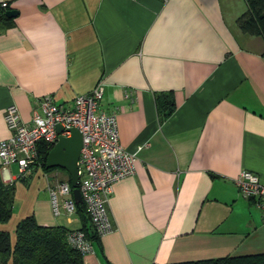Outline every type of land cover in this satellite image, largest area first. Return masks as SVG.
I'll use <instances>...</instances> for the list:
<instances>
[{
	"label": "crops",
	"instance_id": "obj_1",
	"mask_svg": "<svg viewBox=\"0 0 264 264\" xmlns=\"http://www.w3.org/2000/svg\"><path fill=\"white\" fill-rule=\"evenodd\" d=\"M1 2L17 13L0 26V140L9 135L7 105L28 122L37 98L70 107L99 82L97 109L115 114L119 143L134 154L133 173L106 198L111 230L91 243L83 264L264 251L255 198L233 184L241 169L264 181V42L237 28L243 0ZM162 92L175 107L160 120ZM13 164L9 180L0 169V182L23 180L28 193L14 195V223L32 214L39 225L79 227L76 214L53 215L40 164L20 176Z\"/></svg>",
	"mask_w": 264,
	"mask_h": 264
},
{
	"label": "built area",
	"instance_id": "obj_2",
	"mask_svg": "<svg viewBox=\"0 0 264 264\" xmlns=\"http://www.w3.org/2000/svg\"><path fill=\"white\" fill-rule=\"evenodd\" d=\"M0 6L5 7L6 2H1ZM101 94L102 86L97 82L89 93L75 95L70 107L56 104L50 96L43 95L33 103L28 122H22L16 107L9 104L3 112L9 135L0 140V169L3 179L9 180V164H16L18 175H22L35 164L39 142L53 145L58 135L69 136V129L76 128L81 134L76 162L77 188L99 236L111 230L105 207L111 184L133 173L134 158V154L126 152L119 143L115 114L97 109ZM56 126L61 129L59 133ZM233 184L242 197L255 198L264 220V181L255 173L241 169L234 176ZM46 191L53 215L70 218L75 214L76 204L66 180L52 184L48 180ZM66 240L82 254L91 250V242L78 229L68 231Z\"/></svg>",
	"mask_w": 264,
	"mask_h": 264
},
{
	"label": "trees",
	"instance_id": "obj_3",
	"mask_svg": "<svg viewBox=\"0 0 264 264\" xmlns=\"http://www.w3.org/2000/svg\"><path fill=\"white\" fill-rule=\"evenodd\" d=\"M243 1L246 9L235 19L237 28L242 33L260 36L264 42V0ZM4 11L6 10L0 9L1 27L8 26L12 22V17H6ZM262 55L264 56V51ZM155 106L160 120L169 116L175 107L171 93L157 94ZM51 146L52 144L45 142L37 144L35 163L40 164L44 171L50 168L44 166L42 156ZM65 180L72 189L68 175ZM12 201L13 184L0 182V223L10 217ZM75 214L79 221L77 229L82 231L91 243L98 244L99 235L95 232L82 202L75 205ZM70 230L64 225H39L32 214L25 215L14 224L12 244L8 231L0 229V264H83V254L66 240V234ZM162 264H264V251L170 261Z\"/></svg>",
	"mask_w": 264,
	"mask_h": 264
},
{
	"label": "water",
	"instance_id": "obj_4",
	"mask_svg": "<svg viewBox=\"0 0 264 264\" xmlns=\"http://www.w3.org/2000/svg\"><path fill=\"white\" fill-rule=\"evenodd\" d=\"M16 13L17 11L13 9L4 11L6 17H14ZM56 131L59 133L61 129L56 126ZM69 134V136L58 135L56 141L48 152L42 156V159L46 168L57 167L67 173L70 186L72 187V197L75 204H77L81 202L77 188L78 176L76 165L81 147V134L74 127L69 129Z\"/></svg>",
	"mask_w": 264,
	"mask_h": 264
},
{
	"label": "rangeland",
	"instance_id": "obj_5",
	"mask_svg": "<svg viewBox=\"0 0 264 264\" xmlns=\"http://www.w3.org/2000/svg\"><path fill=\"white\" fill-rule=\"evenodd\" d=\"M13 165H16V164H13ZM7 169L9 171V173H14V171H15V169L13 171L12 169H9V167ZM35 171L37 172V175L36 176H38L40 178L39 181H43V182L44 181L46 182V180L44 178V175H45V177H47V182L49 180V183H53L54 181H52L51 178H52V176H53V174L55 172L57 174L61 175L62 177H64V179L67 177V175H66V173H65V171L63 169L56 168V167L55 168H50L47 171H44L42 167L41 168L40 167H37L35 169ZM42 171H44V173ZM35 182L36 181L34 180L33 181V184H35ZM17 194H22L24 196L28 194L27 193V190L25 188V183L23 182V180L17 179V181L15 182V184H13V201H12V205H11V212H12V207H13V213L10 215V217L8 218L7 221L0 223V229H3V227H6V228L9 227L10 228V231H8V233H9V237H10L11 244L13 243V237H14V235H13V227H14V224L15 223L13 221H14V218H15L14 215H16V213L14 211H15V206L17 204L16 203V199L14 200V195H17ZM25 205H27V204H24L23 206H25Z\"/></svg>",
	"mask_w": 264,
	"mask_h": 264
}]
</instances>
